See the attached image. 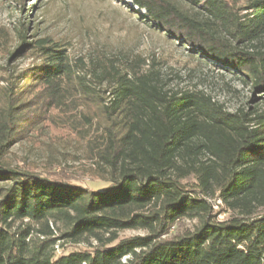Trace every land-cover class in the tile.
Listing matches in <instances>:
<instances>
[{
	"label": "trees",
	"instance_id": "1",
	"mask_svg": "<svg viewBox=\"0 0 264 264\" xmlns=\"http://www.w3.org/2000/svg\"><path fill=\"white\" fill-rule=\"evenodd\" d=\"M126 1L264 101V0ZM19 37L11 60L35 63L0 87V264H264V108L229 112L127 60L97 72L62 41ZM54 129L76 134L104 188L50 173L67 160L53 139L44 173L4 161ZM68 244L86 249L60 253Z\"/></svg>",
	"mask_w": 264,
	"mask_h": 264
},
{
	"label": "rangeland",
	"instance_id": "2",
	"mask_svg": "<svg viewBox=\"0 0 264 264\" xmlns=\"http://www.w3.org/2000/svg\"><path fill=\"white\" fill-rule=\"evenodd\" d=\"M20 30L28 37L50 36L66 43L72 57H84L97 72L111 69L108 59L127 60L138 66L140 73L152 75L168 91H202L229 112L248 110L256 104L261 110L264 108V101H257L259 95L253 94L250 86L152 27L143 12L126 0H27L25 3L0 0V87L6 86L4 79L9 72L21 73L35 63L29 53L11 60V53L21 44ZM46 133L35 132L26 141L14 145L4 161L20 170L44 173L48 168L45 144L53 139L67 160L61 166L55 162L56 168L52 167L50 173L57 171L56 175L62 179L91 190L106 186L96 175V164L85 157V149L77 143L76 134L65 129ZM60 169H65V174ZM218 205L219 201L214 206L215 212L221 211ZM226 216L220 213L218 218L223 220ZM182 225L191 227L192 223ZM146 234L126 231L120 237ZM78 249L86 246L68 244L59 252L67 254Z\"/></svg>",
	"mask_w": 264,
	"mask_h": 264
}]
</instances>
